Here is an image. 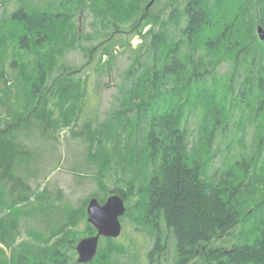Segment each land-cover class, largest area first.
I'll list each match as a JSON object with an SVG mask.
<instances>
[{
	"label": "trees",
	"instance_id": "1",
	"mask_svg": "<svg viewBox=\"0 0 264 264\" xmlns=\"http://www.w3.org/2000/svg\"><path fill=\"white\" fill-rule=\"evenodd\" d=\"M157 2L21 0L0 19V213L6 212L0 215V243L10 249L4 264H66L68 253L60 246L73 247V228L87 215L85 200L51 226L53 241L40 243L38 235L35 243H17L20 205L33 197L28 178L37 157L21 137L50 135L78 117V69L60 67L58 60L82 36L73 20L79 13H91L94 26L101 25L103 39L88 50H99L108 62L122 44L115 34L141 39L136 47L127 42L132 56L119 88L122 103L97 130V155L121 174L123 187L113 193L124 200L143 197L153 240L149 264L160 263L170 236L175 264H264V40L254 33L255 24L264 26V0H171L166 18L153 13ZM223 62L231 68L227 104L224 96L218 99V88L205 84ZM197 111L201 117L191 133L190 116ZM234 129L240 136L226 141ZM140 162L149 170L142 188L135 180ZM101 170L104 181L107 169ZM255 192L258 202L245 208L244 198ZM43 193L35 197V212L48 217L52 207H44ZM107 196L91 198L103 203ZM85 233H96L88 221ZM103 239L92 262L114 264L120 249L113 238Z\"/></svg>",
	"mask_w": 264,
	"mask_h": 264
},
{
	"label": "rangeland",
	"instance_id": "2",
	"mask_svg": "<svg viewBox=\"0 0 264 264\" xmlns=\"http://www.w3.org/2000/svg\"><path fill=\"white\" fill-rule=\"evenodd\" d=\"M20 1L0 0V19L7 16L9 11L15 9L20 4ZM30 1L44 4L48 0ZM131 1L133 5L136 4V0ZM170 1L158 0L153 8V13L158 11L163 18H166L170 11L168 6ZM145 7L147 9L149 6L146 5ZM121 9L126 11L125 8ZM92 16L91 13H79L73 19L82 36L76 47L66 50L58 60L60 67L66 64L78 69L75 77L78 78L80 84L74 94V96H78V100L76 103L73 102V111L77 112L78 110L77 119L75 120L74 116L70 125H60V128L50 135L34 131L30 136L21 137L22 140L27 142L29 147L33 148L37 157L31 166V170H29L30 176L28 178L33 189V197L27 205H20L23 213L20 217L17 231V243L20 240H31L35 243L38 235L42 236L40 243H44L46 238H50L53 241L56 239L53 235L56 228L51 226H58L61 222H64L69 210L78 208L85 200L88 201L94 193L106 197L111 192L113 193L116 187H123V182L119 178L120 172L118 174L112 167H107V164L104 165L100 162L99 155H97L100 132L97 130L100 129V124L110 113L121 106L123 93L119 91V88L123 83L124 71L130 64L132 56V51L127 44L130 35L125 32L118 33V35L115 34V38H119L122 44L116 45L112 53L113 60L111 62H108L110 59L106 55L100 58V51L97 49L92 55L88 48H94L103 39L102 36H98L99 31H103L101 25L94 26L95 19ZM258 25L255 24L254 33L256 38L261 41L257 33ZM262 27L264 28V26ZM140 42L141 39L138 36L130 38L132 47H136ZM230 70L229 62H223L214 74L215 76H208L205 83L211 87L218 88V91H216L218 99L222 100L224 96L226 104L229 103L231 98L226 88ZM193 85L197 87L196 84ZM235 111L237 112V109ZM197 112L198 114L190 116L188 126L190 130L193 129L191 133L196 131L199 116L201 117V113ZM236 114L238 115V113ZM237 119H239L238 116ZM247 129L250 134L255 133L253 128L248 127ZM250 134L247 135L248 140H250ZM88 135L92 136L91 140ZM239 136L238 131L234 129L233 134L228 138L226 137L225 140L229 141L232 137L236 141ZM231 144L235 150V144ZM222 151L221 155L224 153V149ZM101 166L107 169L103 176L104 181L99 176V173L103 172ZM148 173L149 170L146 169L145 164L142 162L138 163L135 172L137 187L146 186ZM102 183H105L108 187L106 196L100 189L104 188ZM42 191H44L43 194L45 195L44 207H52L48 217L46 214L42 215L35 212V208L39 207V202H36L37 198L35 197H38ZM260 195L259 192L247 195L244 198L246 200L244 201V207L252 208L258 202ZM142 201L143 197L140 195L124 200L126 210L120 217L121 233L111 241L120 249L114 254V264H149L147 253L152 248L153 240L150 228L144 222L145 214ZM5 213L2 212L0 215ZM46 222L47 225L48 223L50 224L48 227ZM86 223L87 215L76 223L73 228V235L76 239L73 247L71 245L67 247L60 246L62 250L68 253L69 259L66 264L78 263V254L75 247L81 238L87 237L85 233ZM248 226L247 228L252 225ZM165 231L164 229V234ZM102 238H100L99 243L104 246L106 242ZM9 258V247H5L0 243V261L4 264V262H8ZM159 260V264H175L176 256L171 236L168 239L166 251ZM92 263L94 264L95 260Z\"/></svg>",
	"mask_w": 264,
	"mask_h": 264
},
{
	"label": "water",
	"instance_id": "3",
	"mask_svg": "<svg viewBox=\"0 0 264 264\" xmlns=\"http://www.w3.org/2000/svg\"><path fill=\"white\" fill-rule=\"evenodd\" d=\"M257 33L260 40H264V28L257 26ZM126 206L124 198L111 193L103 203L96 197L88 200L86 206L87 221L95 228L96 233L81 238L75 247L78 258L77 262L86 264L95 257L99 240L102 237L116 238L121 233L120 217L125 213Z\"/></svg>",
	"mask_w": 264,
	"mask_h": 264
}]
</instances>
